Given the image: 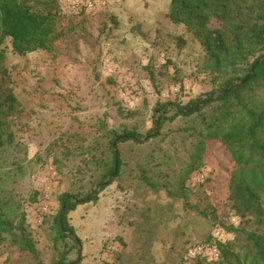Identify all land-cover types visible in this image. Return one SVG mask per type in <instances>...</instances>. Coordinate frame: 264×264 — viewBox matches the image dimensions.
Instances as JSON below:
<instances>
[{
    "label": "rangeland",
    "instance_id": "374dc122",
    "mask_svg": "<svg viewBox=\"0 0 264 264\" xmlns=\"http://www.w3.org/2000/svg\"><path fill=\"white\" fill-rule=\"evenodd\" d=\"M95 1V11L78 14L93 15L91 32L83 36L91 45L80 40L77 48L66 47L67 57L52 63L47 54L20 56L7 41L2 45L8 55L7 84L19 110L7 119L16 138L2 154L0 173L9 175L5 183L36 232L45 264L56 254L59 195L86 193L94 189L99 175L94 164L82 160L76 144L67 142V135L92 138L97 116H104L119 132L126 127L146 134L161 116L158 103L185 105L218 87L201 45L184 41L183 27L164 19L170 0ZM60 2L65 12L75 14ZM245 93L251 106H264L262 88ZM202 118L179 116L165 124L163 137L121 144L117 180L96 202L78 204L76 220L69 215L80 238L79 245L67 237L73 247L69 261L81 254L80 264H197L185 258L187 247L211 239L217 225L232 229L233 216L240 223L232 242L244 243L238 227L257 231L264 227V205L261 218L249 222L237 215L228 199L226 183L234 162L222 143L208 140L198 157L199 131H205ZM203 170H209L205 181L199 179ZM4 263L37 264L30 253L7 240L0 241V264Z\"/></svg>",
    "mask_w": 264,
    "mask_h": 264
},
{
    "label": "trees",
    "instance_id": "16d2710c",
    "mask_svg": "<svg viewBox=\"0 0 264 264\" xmlns=\"http://www.w3.org/2000/svg\"><path fill=\"white\" fill-rule=\"evenodd\" d=\"M82 12H65L60 0H0V159L16 138L7 119L14 109L19 110L13 89L7 84L10 78L6 66L8 55L2 45L7 41L11 51L20 56L44 53L52 63L56 62L68 56L66 47L73 50L79 46L80 40L91 45L83 36L91 32L88 26L92 25L93 15H78ZM166 15L172 24L183 27L184 41L188 36L201 45L213 82L218 87L185 105L158 103L156 108H160L161 116L154 119L153 127L146 134L126 127L119 132L104 116H97L92 122V138L77 133L67 135V142L76 144L82 160L94 164L99 175L94 189L86 193L63 192L59 195L55 216L56 254L50 264H80L81 254L78 260H68L73 247L68 245L67 237L76 243L80 240L69 215L80 203L96 202L106 189L103 187L99 191L115 172L114 143L117 142L119 151V169L109 185L121 173V144L130 141L144 144L163 137L165 124L179 116L196 114L203 117L205 131H199L202 136L196 145L198 157L202 156L208 140H218L230 154L234 165L226 184L228 199L237 215L249 222L253 217L262 216L264 106H251L245 92L251 88L264 91V61L256 64L257 60L264 58V0H170ZM214 21L217 26L213 25ZM253 68L249 80L242 86L217 96L243 80ZM158 122V130L153 135ZM64 146L68 152L72 151L66 143ZM8 179L9 175L0 173V241H9L21 252L30 253L37 264H45L40 258L36 232L27 224V215L16 193L5 183ZM31 200L37 201V192L32 193ZM238 229L244 243H220L219 259L197 258L194 259L197 264H264V227L258 231L245 227Z\"/></svg>",
    "mask_w": 264,
    "mask_h": 264
},
{
    "label": "built area",
    "instance_id": "2783aa9c",
    "mask_svg": "<svg viewBox=\"0 0 264 264\" xmlns=\"http://www.w3.org/2000/svg\"><path fill=\"white\" fill-rule=\"evenodd\" d=\"M63 5L72 13L93 12L97 8V1L95 0H61ZM108 71L114 73V68L107 64ZM209 170H203L199 173V179L202 181L207 180ZM46 198H49L47 195ZM44 211L48 210V205H42ZM240 219L237 216L231 218L232 229L226 226L217 225L214 228L212 238L206 242H197L191 244L186 249V259L194 260L197 258H205L209 261L217 260L220 258V248L218 244L227 243L235 238L234 229L239 225Z\"/></svg>",
    "mask_w": 264,
    "mask_h": 264
},
{
    "label": "water",
    "instance_id": "95a60500",
    "mask_svg": "<svg viewBox=\"0 0 264 264\" xmlns=\"http://www.w3.org/2000/svg\"><path fill=\"white\" fill-rule=\"evenodd\" d=\"M261 61H264V58H261V59L257 60L256 64H259ZM253 70H254V68L248 73V75L243 80H241L240 82H238L235 85H232V86L228 87L225 91L220 92L218 96L225 94L226 92H228L232 88H235L237 86H242L247 80H249L250 76L253 73ZM158 127H159V122H158V124L156 125V127L154 129L153 135L158 130ZM114 148H115V151H116V168H115V172L106 179V181L103 183L102 187H106L107 185H109L110 181L113 179V177L115 176V174L118 172V169H119V162H118L119 161V151H118V147H117V142L114 143ZM76 201H78V200H76ZM78 243L80 245V241H78Z\"/></svg>",
    "mask_w": 264,
    "mask_h": 264
},
{
    "label": "crops",
    "instance_id": "0c3cea01",
    "mask_svg": "<svg viewBox=\"0 0 264 264\" xmlns=\"http://www.w3.org/2000/svg\"><path fill=\"white\" fill-rule=\"evenodd\" d=\"M167 12H168V10H167ZM167 12H165V17H164V19H168L167 18ZM168 21H169V19H168ZM186 38H188V41H191V38H189L188 36H186ZM76 210H77V208H76ZM76 210H74L72 213H70L71 215V217L72 218H75V220L77 219V215H76ZM77 223H83V220H79V221H77ZM104 223H105V221H103L102 223H100L98 226L96 225V227L98 228V229H101L102 228V226L104 225ZM76 224V223H75ZM103 237V236H102Z\"/></svg>",
    "mask_w": 264,
    "mask_h": 264
}]
</instances>
